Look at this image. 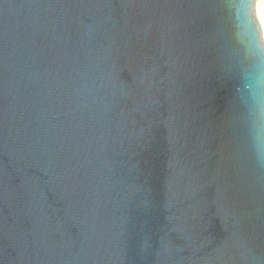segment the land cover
Segmentation results:
<instances>
[{"label": "water", "instance_id": "95a60500", "mask_svg": "<svg viewBox=\"0 0 264 264\" xmlns=\"http://www.w3.org/2000/svg\"><path fill=\"white\" fill-rule=\"evenodd\" d=\"M260 0H0V264H264Z\"/></svg>", "mask_w": 264, "mask_h": 264}, {"label": "bare ground", "instance_id": "6f19581e", "mask_svg": "<svg viewBox=\"0 0 264 264\" xmlns=\"http://www.w3.org/2000/svg\"><path fill=\"white\" fill-rule=\"evenodd\" d=\"M258 11H259V17H260V26H261V30H262V34L264 38V0L259 1Z\"/></svg>", "mask_w": 264, "mask_h": 264}]
</instances>
